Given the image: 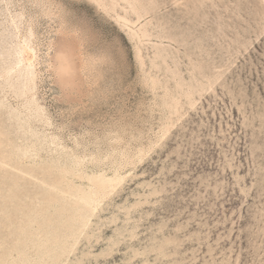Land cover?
<instances>
[{"label":"rangeland","instance_id":"obj_1","mask_svg":"<svg viewBox=\"0 0 264 264\" xmlns=\"http://www.w3.org/2000/svg\"><path fill=\"white\" fill-rule=\"evenodd\" d=\"M124 7L0 0V264H264V0Z\"/></svg>","mask_w":264,"mask_h":264},{"label":"bare ground","instance_id":"obj_2","mask_svg":"<svg viewBox=\"0 0 264 264\" xmlns=\"http://www.w3.org/2000/svg\"><path fill=\"white\" fill-rule=\"evenodd\" d=\"M97 1L104 7V9L108 11L116 12L120 0H97ZM123 1H125L129 6V9H126V7H124L125 12L127 13L133 12L137 14L138 17H141L144 13L149 12L150 9H154L157 4V0H123ZM122 18L124 19V21L130 20L128 16H123ZM142 32L143 34L146 33V31H142ZM14 55H15V61L12 62V66H9L7 71L5 72L6 77L4 78V80H2L1 85H4L5 83L8 82V79L10 77V75L8 74L11 73L12 70L18 69L19 76L21 77L19 84L20 89H23V91H25L24 89L25 85L30 84L32 86L31 89L28 91V93L31 95L30 99L28 98L29 100L27 101V103L23 105V106H27L28 103H32V98H36L33 85L36 77L35 60L37 57V53L35 51V48L30 44V42L22 41V42H15ZM0 75L4 76L3 74ZM1 98L2 99H0V101H3V98L5 97L1 96ZM43 111H44L43 107L31 111V113L28 114L27 116V120L41 117V113Z\"/></svg>","mask_w":264,"mask_h":264}]
</instances>
